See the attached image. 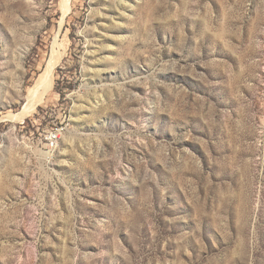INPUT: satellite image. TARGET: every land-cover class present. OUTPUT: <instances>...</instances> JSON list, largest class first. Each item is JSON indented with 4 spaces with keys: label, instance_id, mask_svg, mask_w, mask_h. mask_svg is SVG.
Masks as SVG:
<instances>
[{
    "label": "rangeland",
    "instance_id": "374dc122",
    "mask_svg": "<svg viewBox=\"0 0 264 264\" xmlns=\"http://www.w3.org/2000/svg\"><path fill=\"white\" fill-rule=\"evenodd\" d=\"M64 2L0 0V264H264V0Z\"/></svg>",
    "mask_w": 264,
    "mask_h": 264
},
{
    "label": "bare ground",
    "instance_id": "6f19581e",
    "mask_svg": "<svg viewBox=\"0 0 264 264\" xmlns=\"http://www.w3.org/2000/svg\"><path fill=\"white\" fill-rule=\"evenodd\" d=\"M71 9L69 0L64 2V14L66 15ZM59 51V50H58ZM57 50H53V53L46 65L45 70L38 77L34 86L30 89L28 96V103L24 110L18 114V117L25 116L30 113L37 103H39L45 96V94L53 87L54 82V69L58 62V57L56 56ZM60 54V53H59ZM60 58V57H59ZM17 118V116H16Z\"/></svg>",
    "mask_w": 264,
    "mask_h": 264
},
{
    "label": "built area",
    "instance_id": "2783aa9c",
    "mask_svg": "<svg viewBox=\"0 0 264 264\" xmlns=\"http://www.w3.org/2000/svg\"><path fill=\"white\" fill-rule=\"evenodd\" d=\"M58 138H59V134H58L57 132H51L50 140H51L52 142L58 140Z\"/></svg>",
    "mask_w": 264,
    "mask_h": 264
},
{
    "label": "trees",
    "instance_id": "16d2710c",
    "mask_svg": "<svg viewBox=\"0 0 264 264\" xmlns=\"http://www.w3.org/2000/svg\"><path fill=\"white\" fill-rule=\"evenodd\" d=\"M64 94V93H63Z\"/></svg>",
    "mask_w": 264,
    "mask_h": 264
}]
</instances>
